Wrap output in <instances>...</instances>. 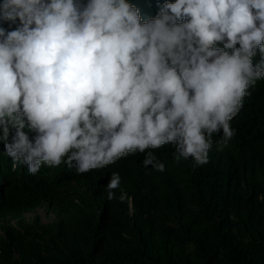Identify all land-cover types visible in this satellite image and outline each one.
<instances>
[{
    "label": "clouds",
    "instance_id": "9594fccd",
    "mask_svg": "<svg viewBox=\"0 0 264 264\" xmlns=\"http://www.w3.org/2000/svg\"><path fill=\"white\" fill-rule=\"evenodd\" d=\"M261 79L264 0H166L147 20L129 0L0 3V142L30 175L146 150L142 164L163 172L149 149L168 144L177 161L207 164ZM120 180L111 174L109 201Z\"/></svg>",
    "mask_w": 264,
    "mask_h": 264
},
{
    "label": "trees",
    "instance_id": "16d2710c",
    "mask_svg": "<svg viewBox=\"0 0 264 264\" xmlns=\"http://www.w3.org/2000/svg\"><path fill=\"white\" fill-rule=\"evenodd\" d=\"M129 2L147 20L166 0ZM249 92L235 136L218 149L214 134L204 165L168 144L149 149L163 172L142 164L146 150L84 174L62 162L30 175L0 142V264H264V79Z\"/></svg>",
    "mask_w": 264,
    "mask_h": 264
},
{
    "label": "rangeland",
    "instance_id": "374dc122",
    "mask_svg": "<svg viewBox=\"0 0 264 264\" xmlns=\"http://www.w3.org/2000/svg\"><path fill=\"white\" fill-rule=\"evenodd\" d=\"M38 212H39V214L42 217L44 222H49V221L54 219L53 217L46 216L45 212L43 210H41V209H39Z\"/></svg>",
    "mask_w": 264,
    "mask_h": 264
}]
</instances>
